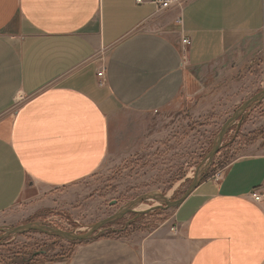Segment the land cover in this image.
<instances>
[{
	"label": "crops",
	"instance_id": "crops-1",
	"mask_svg": "<svg viewBox=\"0 0 264 264\" xmlns=\"http://www.w3.org/2000/svg\"><path fill=\"white\" fill-rule=\"evenodd\" d=\"M263 30L264 0L162 12L135 0H0V225L58 221L65 201L51 191L104 170L112 114L158 115L233 86L230 53ZM31 264H264V149L155 227L100 233Z\"/></svg>",
	"mask_w": 264,
	"mask_h": 264
},
{
	"label": "rangeland",
	"instance_id": "rangeland-1",
	"mask_svg": "<svg viewBox=\"0 0 264 264\" xmlns=\"http://www.w3.org/2000/svg\"><path fill=\"white\" fill-rule=\"evenodd\" d=\"M230 55L236 57L231 68L236 77L233 86L224 89L222 82L215 95H201L199 100L158 115L126 111L112 114L110 155L104 170L81 184L51 191L65 201L62 208H57L58 221L35 222L84 233L100 220L120 214L96 235H123L145 226L152 228L175 214L178 207L167 204L183 197L196 175L202 181L216 179L236 158L261 152L264 98L228 127L218 152L206 162L225 122L244 102L264 90V30L244 40ZM4 228L8 226L0 225L3 264L45 260L71 248L72 241L62 237L38 230L8 234Z\"/></svg>",
	"mask_w": 264,
	"mask_h": 264
},
{
	"label": "water",
	"instance_id": "water-1",
	"mask_svg": "<svg viewBox=\"0 0 264 264\" xmlns=\"http://www.w3.org/2000/svg\"><path fill=\"white\" fill-rule=\"evenodd\" d=\"M262 98H264V90H262L260 93L256 94L252 98L248 99L246 102H244L240 106V108L233 114V116H231L225 122V124L223 125V127L221 129V132L219 134V138H218L216 144L214 145L212 151L209 153V155L206 158V162L212 161L213 157L218 152L220 145L222 144V139H223L225 132L228 129V127H230V125L233 122H235V120L238 119V117L241 114H243L252 104L258 102ZM202 182H203L202 178H198V175H196L195 179L193 180L191 187L185 192L183 197H181L178 200L169 202L166 207H173V206L180 207L183 204V202L198 188V186ZM156 207L157 206L153 207L152 210L155 209ZM130 211L134 212L136 210L129 209V212ZM138 212L141 213L144 211H138ZM120 216H121L120 214H116V215L110 216L108 218H105L103 220H100L88 232H84V233H75L73 231H67V230H63L60 228H55L52 226H46L43 224H39L37 222H31L28 224L19 225V226H15L12 228L8 227L7 229L4 228V230H5V233H8V234L23 233L26 231L38 230V231L44 232V233L52 235V236L62 237V238L67 239L69 241H85V240H90L93 237H95L97 231H99L101 228H103L106 224L118 219Z\"/></svg>",
	"mask_w": 264,
	"mask_h": 264
},
{
	"label": "built area",
	"instance_id": "built-area-1",
	"mask_svg": "<svg viewBox=\"0 0 264 264\" xmlns=\"http://www.w3.org/2000/svg\"><path fill=\"white\" fill-rule=\"evenodd\" d=\"M188 0H135V2L139 5L141 4H149V5H152L155 7V9L158 11V12H162V11H167V10H170V9H174V8H181L182 5L184 3H186ZM181 21V19H179V22ZM182 43H183V51H184V54L188 52V47L191 45V40L190 38L188 37H185L183 40H182ZM100 75H102V73H100ZM220 176H217L216 179H218ZM253 197L255 198L256 201H261L262 200V197L263 195L261 194H258L257 192H254L253 193Z\"/></svg>",
	"mask_w": 264,
	"mask_h": 264
},
{
	"label": "trees",
	"instance_id": "trees-1",
	"mask_svg": "<svg viewBox=\"0 0 264 264\" xmlns=\"http://www.w3.org/2000/svg\"><path fill=\"white\" fill-rule=\"evenodd\" d=\"M47 212L50 213L51 211L48 210ZM78 242H82V241H77V242L76 241H72L71 245L73 246V245H75ZM61 255H64V254L63 253L56 254V255H53V256L49 257V259L47 258L45 260H52L53 261V260L59 259ZM22 264H31V263H22Z\"/></svg>",
	"mask_w": 264,
	"mask_h": 264
}]
</instances>
